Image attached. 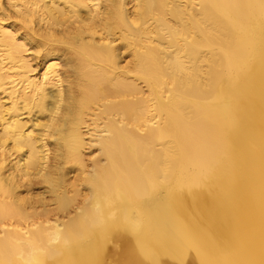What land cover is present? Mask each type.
<instances>
[{"label":"bare ground","instance_id":"6f19581e","mask_svg":"<svg viewBox=\"0 0 264 264\" xmlns=\"http://www.w3.org/2000/svg\"><path fill=\"white\" fill-rule=\"evenodd\" d=\"M0 264H264V0H0Z\"/></svg>","mask_w":264,"mask_h":264}]
</instances>
